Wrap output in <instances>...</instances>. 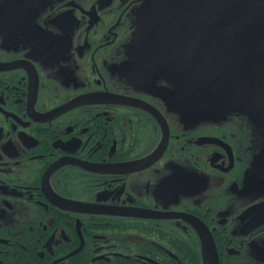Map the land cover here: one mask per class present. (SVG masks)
Returning a JSON list of instances; mask_svg holds the SVG:
<instances>
[{"label":"flooded vegetation","instance_id":"flooded-vegetation-1","mask_svg":"<svg viewBox=\"0 0 264 264\" xmlns=\"http://www.w3.org/2000/svg\"><path fill=\"white\" fill-rule=\"evenodd\" d=\"M153 1L0 0V264H264V0L167 57Z\"/></svg>","mask_w":264,"mask_h":264},{"label":"water","instance_id":"water-1","mask_svg":"<svg viewBox=\"0 0 264 264\" xmlns=\"http://www.w3.org/2000/svg\"><path fill=\"white\" fill-rule=\"evenodd\" d=\"M261 0H196L192 11L197 20L205 14H212L208 25H194V21L185 19L176 21L175 0H154L145 33L154 35L153 45L161 55H181L178 51L188 50L206 52L220 45L219 41L229 42L225 45L232 53H242V42L237 31L250 23L257 14ZM223 16V22H221ZM182 24V25H180ZM148 34V35H149ZM243 40V41H242ZM208 49V50H207Z\"/></svg>","mask_w":264,"mask_h":264}]
</instances>
